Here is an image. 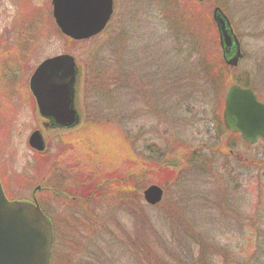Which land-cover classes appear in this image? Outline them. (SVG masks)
<instances>
[{
    "label": "rangeland",
    "instance_id": "obj_1",
    "mask_svg": "<svg viewBox=\"0 0 264 264\" xmlns=\"http://www.w3.org/2000/svg\"><path fill=\"white\" fill-rule=\"evenodd\" d=\"M161 1L115 0L106 32L74 43L48 25L49 0H31L45 21L27 29L26 14L24 48L7 58L0 54L1 182L8 198L34 197L51 219L59 264H175L187 255L201 264H264V142L249 146L222 122L225 93L237 79L264 103V0H168L159 7ZM171 7L193 19L189 30L199 43L189 31L172 28L176 18L161 12ZM217 7L241 44L236 69L222 58ZM11 14L0 17V27L9 25ZM62 54L75 57L80 69L82 121L70 131H47L28 83L43 60ZM35 130L46 142L44 155L28 145ZM221 144L230 155H222ZM190 146L199 157L193 169L170 178L148 173L157 154L172 162L176 151ZM118 173L139 183L138 173L143 182L125 200L119 189L90 207L74 204L86 182ZM152 185L164 189L155 207L143 198ZM37 187L42 191L34 193ZM202 251L209 262H201Z\"/></svg>",
    "mask_w": 264,
    "mask_h": 264
},
{
    "label": "water",
    "instance_id": "obj_2",
    "mask_svg": "<svg viewBox=\"0 0 264 264\" xmlns=\"http://www.w3.org/2000/svg\"><path fill=\"white\" fill-rule=\"evenodd\" d=\"M204 2L205 0H199ZM53 15L61 33L74 40L85 41L101 34L110 23L115 9L114 0H52ZM224 57L236 67L241 57L240 45L230 22L222 12H214ZM80 71L71 55L58 56L43 62L33 74L30 89L40 115L49 121L46 128L71 129L81 123L77 109L76 85ZM225 127L255 145L264 140V104L251 89L232 86L225 96L223 114ZM32 149L43 152L46 144L41 131L29 138ZM145 201L156 206L163 199V190L150 186L144 192ZM54 243L52 225L37 200L10 202L0 183V264H50Z\"/></svg>",
    "mask_w": 264,
    "mask_h": 264
},
{
    "label": "trees",
    "instance_id": "obj_3",
    "mask_svg": "<svg viewBox=\"0 0 264 264\" xmlns=\"http://www.w3.org/2000/svg\"><path fill=\"white\" fill-rule=\"evenodd\" d=\"M167 1L168 0H165V2H162V1L159 2V7H161L162 3H168ZM161 12H163V14H164V12H166L168 14L167 18H169V17L176 18V20L174 21V26H172L173 29H175L180 34H181L180 28L182 31H189V34H190V36L193 37V40H195V42L199 43V41L196 40L197 37H196L195 33L192 32V30L191 31L189 30V29H192V25L195 23H194L193 19L188 16L187 13H184L183 11L179 12L177 10V8H174V7H171L166 11H163V8H162ZM224 67H226V66L224 65ZM226 68L230 69L228 67H226ZM119 73H120V75L124 76L123 73H125V72L120 71ZM125 76H126V79L128 78L129 81H131L130 85L132 84L131 87H133L134 78H132V76L130 77L127 74ZM235 82L240 84L243 87H248V84H249L246 82V80H241V79H237V80H235ZM214 84H215V81H214ZM107 97H109V98L111 97V94H108V92H107ZM236 136L238 137L237 139L240 138L239 135H236ZM231 146H232L231 143H227V147H231ZM222 147L224 148V150L221 152L222 155H224V154H226V156L230 155V150H229V148H226V144L225 145L221 144V148ZM190 148H191V146H190ZM197 152L198 151L196 148L195 149H192V148L189 149L188 147H183V148H181L175 152V154H174L175 157L172 160V162L169 161L168 155L157 154L152 159L153 162H152L151 167L148 169V173L151 172L154 175H156L158 173L157 175H163V176L170 175V176H168L170 178L172 175L179 172L180 169H183V168L193 169L194 167H196V165L199 162V157L197 156ZM144 163L148 164L146 162H144ZM137 174H134L136 180L143 182L142 177L140 175L138 176ZM114 176L116 178L112 179V178H109V176H107V178L105 180L99 181V180L92 179L91 181L86 182L85 183L86 192L80 197H74V199H75L73 201L74 204L77 205L78 207H81V208H87V207H90V205H89L90 203H95L98 200H100L101 196L105 197V198L106 197L110 198L113 195L112 191L113 190L119 191V189H120V193H121L120 195L123 197V200H125V199H127V197L125 195H128L130 193V190L133 189L135 187V185L140 184V182L138 183V182L134 181V179L132 181L131 175L126 174L125 176H123V175H119V173H118L117 175L114 174ZM61 183H63V182H61ZM115 186H117V187H115ZM114 188H116V189H114ZM59 192H61V190H58V192L56 191L55 195L59 199H62L63 195L60 194ZM104 199H103V201H104ZM107 202H110V201H107ZM76 219H78V218L76 217L75 220ZM54 237H55V241H54V246H53V250H52V262H51V264H58L57 261L59 260V258L61 256H60V250H59V246H58L60 244V242L58 241V238H57L56 229H54ZM200 241L197 240L196 243L199 246V249L201 248V250H202L203 246L200 243ZM200 254H201V262H202V259L206 263L209 262L206 259L205 252L202 251ZM176 263L177 264H201L200 259H197V257H194L192 255H187L185 258H177Z\"/></svg>",
    "mask_w": 264,
    "mask_h": 264
},
{
    "label": "flooded vegetation",
    "instance_id": "obj_4",
    "mask_svg": "<svg viewBox=\"0 0 264 264\" xmlns=\"http://www.w3.org/2000/svg\"><path fill=\"white\" fill-rule=\"evenodd\" d=\"M31 5V0H0V17L6 18L10 12L12 13V18L10 20L9 25H4L3 27H0V50L3 49V52H1L0 54H2V58L5 56L7 58V55L10 53V50H17L19 48L18 46L24 48V41L22 42L20 38L21 36H23L24 39V24L25 21H27V19H24V16H26V14L28 15V18L32 20L31 22L30 20L28 21L27 29L30 24L40 23L39 20L41 17L43 19L42 22L45 21L44 13L39 14V10H32ZM49 10V17H47L48 25L55 27L51 0H49ZM10 32L12 33V36H14V38H10ZM22 59H24V50ZM6 60L7 59H4V61ZM1 62H3V60ZM48 123V120H44L43 126L45 127V125Z\"/></svg>",
    "mask_w": 264,
    "mask_h": 264
}]
</instances>
